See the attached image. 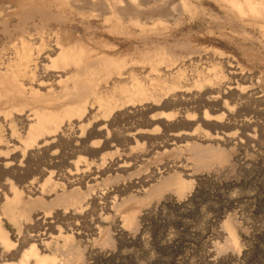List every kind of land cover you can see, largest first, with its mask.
<instances>
[{
  "label": "rangeland",
  "instance_id": "1",
  "mask_svg": "<svg viewBox=\"0 0 264 264\" xmlns=\"http://www.w3.org/2000/svg\"><path fill=\"white\" fill-rule=\"evenodd\" d=\"M100 1L107 11L61 1L0 10V51L13 48V64L22 42L79 16L84 45L95 48L92 68L114 62L127 72L99 80L92 104L70 114L64 108L81 101L63 88L79 90L84 76L78 88L65 75L60 86L47 81L30 101L0 85V226L12 241L10 263L37 243L55 264H264V0H249L254 10L247 0H128L133 13L125 0ZM138 6L167 16L144 23ZM41 114H56L58 125L42 132ZM193 146L223 158L208 165ZM167 177L194 181L152 198ZM230 227L237 246H226Z\"/></svg>",
  "mask_w": 264,
  "mask_h": 264
},
{
  "label": "bare ground",
  "instance_id": "2",
  "mask_svg": "<svg viewBox=\"0 0 264 264\" xmlns=\"http://www.w3.org/2000/svg\"><path fill=\"white\" fill-rule=\"evenodd\" d=\"M1 1L7 2V3H5L4 6H2L0 8V10L3 8L4 11H6V7H8V10H10L9 8L13 6V3H14V5L18 6L19 9H20V7L26 6L28 4H33V5L38 6V7L46 6L48 9H50L54 5V3H56L57 1H61L62 4H64V3L69 4L70 3V5L73 7L75 6L76 10H78V11H81L85 8L86 9L89 8L87 10H96V9H99L98 6L99 5L102 6V4L106 8V11H107V8L110 7L109 5L106 6V3L108 4V1H106V3L105 2L100 3L101 2L100 0L98 1V3H97V0H0V2ZM114 1H117L118 3L121 2L120 4H122V2H123V0H114ZM140 1H142V0H140ZM148 1L149 0L142 1V3L140 2V4L146 5V3H147V5H148V3H152V2H148ZM131 2H132V0L130 1V3ZM123 3H125L126 7H127V5H128V7L130 5V4H128L129 3L128 0H127V3H126V0ZM239 3H241V2H238V4ZM247 3H248V6H250L252 8L251 10L255 9L254 7H256V4H254L253 1L250 2L249 0H247ZM115 4L117 5V3H115ZM115 4H112V5H115ZM64 5H61V6H64ZM112 5H111L110 9H112ZM243 5H241V6H243ZM101 6H99V7H101ZM124 7H123V9H124ZM139 7L140 6H138V8ZM22 8H24V7H22ZM127 8H126V10L128 11L129 8L128 9ZM131 8L133 10V6ZM136 8H137V6L135 7V9ZM140 8H139V10L142 14H140V12H138L139 13L138 15H140L145 20L144 23L150 22L151 19H154L156 21V20L162 19L165 16H167V15H165V13L163 11L153 13L151 11L148 12L147 10H149V9H146L147 7L145 8V6H144V8L146 10L145 9L143 10V8H142V10H143L142 11ZM19 9H18V11H19ZM42 10H44V9L42 8ZM76 10H75V14H78V12ZM132 10H130L131 13H133ZM136 10L138 11V9H136ZM110 11H113V9ZM118 12H120V11H118ZM128 12H126V13H128ZM134 12L136 13V11H134ZM150 12H151V14H150ZM86 13H88V12H86ZM112 13H114V11ZM126 13H125V15H126ZM29 14H31V13H29ZM101 14L102 13H100V15ZM119 14H117V15H119ZM44 15H45V13H44ZM125 15H124V17H125ZM129 15L130 14H128L127 16H129ZM135 15H137V14H135ZM12 16H13V13H10V15L8 14L6 16V18H4V19L1 18L2 22L6 19L11 20ZM17 16L19 17V15H17ZM120 17H123L122 14ZM127 18H125V19H127ZM131 18H133V17H131ZM110 20L111 19L109 17L106 18V22H108ZM163 20H167V19L165 18ZM80 22H82V21H80L79 16L71 18V19L69 18L65 22V24H64L65 27L63 26L64 28L62 29V31H60V32L59 31H52V33L49 34L47 39H44V37H42V38L40 37V38H33V42H31L30 40L29 41L27 40L29 43H25V41L22 42L23 45L21 46V49L17 52V57L15 59L16 61H14L15 64H13V59H14L13 58V48H12V50H8L9 56H6L5 53L0 51V85L5 84L7 91L8 90L14 91L19 97H21L22 99H25L24 101H28V100L30 101L32 99L36 100L42 94V93H40V91L42 89L47 90V88L45 86H51L52 85V83H51V85L48 84L49 82H47V81L52 80L53 84H55V82H57L58 78H61L62 75H65L64 76L65 80L67 78H72V80L74 81V88H78V82H80L81 76H84V79L82 80L83 86L81 88H78L79 90L72 92V91L67 90L66 86L63 88V93L67 98L75 96L78 98L79 101H81V102H78L79 105H74V106L68 105L67 107H65L64 108L65 114H70L73 112L81 111L80 105L83 106V104H81L82 102L85 103V107H88L89 104H92V101L90 102V100H87V98L89 97L90 93L95 92L96 86L99 84V80H101L102 78H107V77L109 78V75H111V74L113 75V74L118 73V75L116 76V78L114 80L116 82L117 81L119 82V81H121L122 76L124 78V76L126 75L127 72L121 71L122 70L121 66L119 64L114 63V62H112V63L107 62V64L104 65L105 67L103 69L97 70V69L92 68V66L94 65V62H93L94 61V59H93L94 54H93V52L95 51L94 50L95 48L91 49L90 45L87 48L85 46L87 43L84 45V41H85V39H87L86 38L87 32L85 33L84 29L80 27V25H79ZM45 24H46V22H45ZM60 33H61V36H60ZM16 35L18 36V34H16ZM78 47L81 48L80 49L81 52H80V50L77 49ZM68 52H69V55H68ZM71 52L74 53V56H72L70 54ZM55 55H56V57H54ZM104 57H106V56H104ZM59 60H61L63 63L65 62L64 63L65 65L62 67L63 69L53 71L54 68L49 67L48 64L52 63L54 66V64L57 63ZM110 62H111V60H110ZM153 63L154 64L158 63V61L157 60L152 61V68H155L156 64L154 65ZM13 65H15L14 69H13ZM83 65H85V67L83 69H81L83 67ZM230 66H232V65H230ZM77 68H79V70L76 74H74ZM124 79H126V77ZM214 80H215L214 82L218 86V88L224 87V83L221 82L219 78H217V79L215 78ZM101 81H100V83H101ZM107 81H110V80L107 79ZM61 82H63V81L62 80L58 81L57 85L60 86ZM120 90L129 96H132L133 94H135V95L141 94L144 92L146 93V91H144L145 90L144 88L142 89L138 86H135L133 90H131L127 86H123V87L121 86ZM129 91H130V93H129ZM72 93H75V94H72ZM95 97H96V95H95ZM28 98H30V99H28ZM211 99H213V96L207 98L208 101H211ZM53 102L54 101H50V103H53ZM87 103H89V104H87ZM104 103H106L105 106L108 108L112 104L109 101L108 102L105 101ZM64 106H66V105H64ZM90 108H92V105ZM30 120H32V118H30L28 116L26 121H30ZM58 120H59V118L56 117V114H53V115L52 114H49V115L41 114V115H39L38 119L36 118L35 121H37V124L39 126V130H41L42 132H45L46 130H50L52 128H55L58 125L57 124ZM185 135H187V138L189 139L190 132H187ZM190 150L192 152H194L195 157H197L198 161H202L206 164H207V162H205L204 158L206 159V157H209V158L211 157L208 165L212 164V162L214 163L215 161L221 160L223 158L222 155H219V154L217 155L216 151H213V149H209V148L208 149L207 148H201V147L198 148L197 146H193ZM206 160H208V159H206ZM193 181H194L193 179H184V178L182 179L179 177H167L161 184L152 188L151 194L152 193L153 194L154 193L159 194L162 191H165V190L170 189V188H176L180 192H183L187 188L192 186ZM128 214L129 215L126 214L125 221L126 222L133 221L134 220L133 217L135 216V214L132 212H130ZM226 230L228 233V235L226 237V241H227L226 246H231V247L237 246L238 236H237L236 232L234 230H232L231 227L229 229H226ZM0 232H2L4 234V235H1L2 237H0V247L3 249L0 252V260L3 262V264H12V263H10V260L13 259V255L9 254L10 253L9 249L6 248V247H10V245H12V241H10L6 237L5 233L3 232V228L1 226H0ZM32 239L36 242L40 241V244L44 245V242H43L44 238H42L41 235L36 234V235H34V238H32ZM37 245H38L37 243H33L28 248L27 252L24 254V257L20 261V263L21 264H28L29 255H33L36 258V262H37L36 264H55L54 259H51L50 257L42 255V253L38 252V250L36 248Z\"/></svg>",
  "mask_w": 264,
  "mask_h": 264
},
{
  "label": "crops",
  "instance_id": "3",
  "mask_svg": "<svg viewBox=\"0 0 264 264\" xmlns=\"http://www.w3.org/2000/svg\"><path fill=\"white\" fill-rule=\"evenodd\" d=\"M167 190H168V189H167ZM161 194H162V193H160V194H156V195L153 196L152 198H154V197H155V198H159V197L161 196Z\"/></svg>",
  "mask_w": 264,
  "mask_h": 264
}]
</instances>
